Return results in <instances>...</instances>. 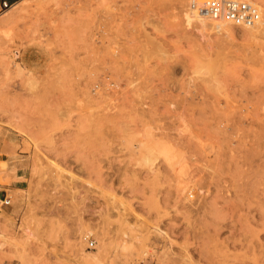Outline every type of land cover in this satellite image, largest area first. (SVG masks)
I'll use <instances>...</instances> for the list:
<instances>
[{
  "label": "rangeland",
  "instance_id": "1",
  "mask_svg": "<svg viewBox=\"0 0 264 264\" xmlns=\"http://www.w3.org/2000/svg\"><path fill=\"white\" fill-rule=\"evenodd\" d=\"M204 1L0 13V264H264V2Z\"/></svg>",
  "mask_w": 264,
  "mask_h": 264
},
{
  "label": "built area",
  "instance_id": "2",
  "mask_svg": "<svg viewBox=\"0 0 264 264\" xmlns=\"http://www.w3.org/2000/svg\"><path fill=\"white\" fill-rule=\"evenodd\" d=\"M9 8L7 0L3 1L2 11ZM1 11V12H2ZM199 17L218 25H229L235 29L257 27L262 20V7L254 0H206L197 7ZM6 197L0 200L2 206L10 205ZM93 247L94 242H89Z\"/></svg>",
  "mask_w": 264,
  "mask_h": 264
},
{
  "label": "bare ground",
  "instance_id": "3",
  "mask_svg": "<svg viewBox=\"0 0 264 264\" xmlns=\"http://www.w3.org/2000/svg\"><path fill=\"white\" fill-rule=\"evenodd\" d=\"M256 3H259V4H261V3H263L264 2V0H254ZM225 26V28H229L230 26L229 25H224ZM2 34V35H1ZM1 34H0V36H1V38L2 39H7V40H10L11 38H12V31H5V32H1ZM221 47V46H220ZM220 47H219V49H220ZM226 51V50H225ZM223 52V51H222ZM249 54V53H248ZM224 55V54H223ZM241 56V55H240ZM245 58V57H244ZM230 59V58H229ZM217 61H218V59H217ZM214 62H215V60H214ZM256 66V65H255ZM221 67V66H220ZM263 105V104H262ZM227 128V127H226ZM193 198V197H192ZM199 200V199H198ZM263 213H264V210H263ZM261 214V215H263L264 216V214ZM262 216V217H263ZM253 218V217H252ZM264 218V217H263ZM263 218H261V221L263 222V224H264V219ZM256 219V218H255ZM217 223V222H216ZM213 224H215V223H213ZM218 224L219 225H221L220 223H219V221H218ZM217 224V225H218ZM206 225V224H205ZM207 225H208V223H207ZM216 225V224H215ZM214 225V227L217 229V228H220L219 226H215ZM262 225V224H261ZM263 226V225H262ZM208 227V226H207ZM206 226L203 228V229H205V228H207ZM209 228V227H208ZM207 228V229H208ZM221 229H222V226H221ZM195 230V229H194ZM218 231L220 230V229H217ZM218 231H216V232H218ZM193 232H195V231H192L191 233H193ZM208 232H209V230H208ZM196 232H195V236H193V234L191 235L192 237H196ZM186 235V234H185ZM188 235H189V237H190V234H187V236H185V237H188ZM201 235H205V233L203 232ZM188 239V238H187ZM102 257V256H101ZM100 259V258H99ZM85 262H86V264H95L96 262H97V258H88V259H86L85 260ZM191 263H192V261H191Z\"/></svg>",
  "mask_w": 264,
  "mask_h": 264
},
{
  "label": "crops",
  "instance_id": "4",
  "mask_svg": "<svg viewBox=\"0 0 264 264\" xmlns=\"http://www.w3.org/2000/svg\"><path fill=\"white\" fill-rule=\"evenodd\" d=\"M3 1L4 0H0V13L2 11ZM7 1H8V3L14 2V0H7ZM17 178H19V174L17 175ZM20 184L21 183H17L15 187H17V189H20V186H19ZM7 192H8V188L0 186V200L4 199L6 197L8 198V193Z\"/></svg>",
  "mask_w": 264,
  "mask_h": 264
}]
</instances>
